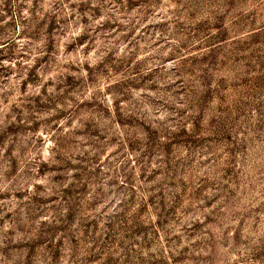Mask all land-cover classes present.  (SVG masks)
<instances>
[{
	"label": "rangeland",
	"instance_id": "rangeland-1",
	"mask_svg": "<svg viewBox=\"0 0 264 264\" xmlns=\"http://www.w3.org/2000/svg\"><path fill=\"white\" fill-rule=\"evenodd\" d=\"M21 258L264 264L248 0H0V264Z\"/></svg>",
	"mask_w": 264,
	"mask_h": 264
},
{
	"label": "clouds",
	"instance_id": "clouds-1",
	"mask_svg": "<svg viewBox=\"0 0 264 264\" xmlns=\"http://www.w3.org/2000/svg\"><path fill=\"white\" fill-rule=\"evenodd\" d=\"M143 7V6H142ZM248 9L251 12V14L259 18L260 20H264V0H248ZM104 68L108 69L109 76L111 75V68L105 64ZM104 69H97L92 68L91 71L93 72L94 76H97L98 74L102 73ZM81 75H83V71H81ZM177 127H187L186 124L181 123L180 121H177ZM170 126L166 125V130H168ZM172 131H175L176 129H171ZM192 132V129H189V133ZM163 135H161V139L163 140ZM141 148V151H143V146H139ZM20 264H24L23 259L21 258Z\"/></svg>",
	"mask_w": 264,
	"mask_h": 264
}]
</instances>
